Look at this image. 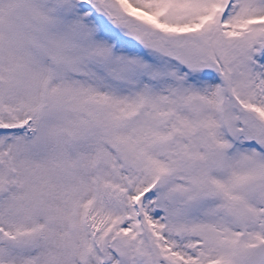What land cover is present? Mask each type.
Returning a JSON list of instances; mask_svg holds the SVG:
<instances>
[{
    "label": "snow or ice",
    "instance_id": "6c2138e0",
    "mask_svg": "<svg viewBox=\"0 0 264 264\" xmlns=\"http://www.w3.org/2000/svg\"><path fill=\"white\" fill-rule=\"evenodd\" d=\"M0 264H264V0H0Z\"/></svg>",
    "mask_w": 264,
    "mask_h": 264
}]
</instances>
